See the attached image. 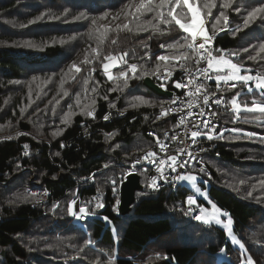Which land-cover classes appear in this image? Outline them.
<instances>
[{
  "label": "trees",
  "instance_id": "trees-1",
  "mask_svg": "<svg viewBox=\"0 0 264 264\" xmlns=\"http://www.w3.org/2000/svg\"><path fill=\"white\" fill-rule=\"evenodd\" d=\"M194 1L203 15L216 6L211 33L225 16L232 20L215 56L232 52L264 80V0L244 5L255 11L249 16L240 0ZM190 15L186 0H0V264H264L258 82L228 92L242 105L239 118L221 115L208 140L211 176L200 174L245 252L220 225L188 217L189 190L158 191L143 168L136 170L144 189L132 211L119 214L120 176L152 151L148 132L176 127L165 112L169 99L144 80L159 82L170 58L192 60L190 33L177 21ZM114 56L126 66L109 78L104 65ZM109 109L124 114L108 120ZM35 189L48 197L38 201ZM76 196L79 216L69 209Z\"/></svg>",
  "mask_w": 264,
  "mask_h": 264
},
{
  "label": "built area",
  "instance_id": "built-area-1",
  "mask_svg": "<svg viewBox=\"0 0 264 264\" xmlns=\"http://www.w3.org/2000/svg\"><path fill=\"white\" fill-rule=\"evenodd\" d=\"M232 29L228 24L222 30L196 35L190 45L194 53L192 60L175 59L159 73L158 84L173 92L166 112L175 116L176 127L163 135L155 130L149 131L152 151L135 160L120 176V181L129 173L137 172V168H143L149 185L154 189L176 193L190 171L211 176L205 162V154L212 150L208 140L217 135L223 113L232 114L234 121L239 118L234 98L228 92L239 88L242 83L247 87L252 84L250 81L227 79L224 71L213 68L217 37ZM129 67L136 69L134 64H129ZM123 114L119 109H109L105 118L111 120L113 116ZM90 115L95 117L93 111ZM93 177L91 175L89 179ZM48 195V192L42 193L44 199ZM185 206L188 217L194 222L199 221L201 204L198 199L188 197ZM70 212L81 215L79 197L70 203Z\"/></svg>",
  "mask_w": 264,
  "mask_h": 264
},
{
  "label": "rangeland",
  "instance_id": "rangeland-1",
  "mask_svg": "<svg viewBox=\"0 0 264 264\" xmlns=\"http://www.w3.org/2000/svg\"><path fill=\"white\" fill-rule=\"evenodd\" d=\"M248 1H251V0H240L239 1L240 7L238 8V10L242 11V13H245L246 15L249 16L252 14L251 10H253L254 13H255V11H254V9H250L249 7L244 8V5L250 3ZM186 3L188 4L192 15H190V18H188V20H186V21H182V20H177V21H178V23H180V25L183 26V28L188 33H193V34H189L191 37V42H192L195 39L196 35L211 33L208 30V23L215 16L213 11L216 10V6L215 5L208 6L207 14L203 15V13L201 12V9L198 8V6L196 4V1L186 0ZM205 7H207V6H205ZM244 9H246V10H244ZM257 11L259 12L258 9H257ZM228 24H230V27H233L231 18L225 16L223 24L220 27L216 28V30H222ZM234 57H235V54L232 52L228 53L227 55L222 54V55L215 56L214 62H213L214 70L224 71L225 77L227 79H238V80H245V81H247V78L253 79V74H252V72H250V69L248 67L244 66L243 64L237 63L236 60L234 59ZM113 59H114L115 64L111 63ZM124 59H125V57H122V56H119V57L114 56V57L109 58L107 63L104 65L105 71H106L105 73L108 75L109 78H113L114 72L116 70V69H114V67L120 65V67H119L120 69L125 68L126 64L124 62ZM175 59H177V58H170L169 59L170 63L172 61H174ZM245 68L249 71H247ZM123 72H124L123 76H125L126 71L123 70ZM255 79H257V80L253 81V83L258 82V84H256L255 86L264 85L263 79L261 80L258 77H255ZM248 88H250V86H248ZM233 103H234L235 107L238 109V112H240L242 105L238 102V96L237 95H236V97H234ZM245 107H248V106L245 105ZM253 107L256 109H259V108L264 107V104L258 102L255 105H253ZM58 126H60V125H58ZM233 131L237 132L235 130H233ZM59 132H60V130H59V128H57L54 132L51 131V134L57 135ZM223 132H224V129L222 130L221 133H223ZM209 155H210V153H208V152L205 154L206 160L211 158V157H209ZM113 184H116V181H113ZM182 184H183L182 190H187V191L189 190L190 191L191 195L189 197H192L195 200L196 199H203L207 203V204L206 203L201 204V208H200L201 216L199 218V221H202L205 223L213 222V223L223 227L226 230V232L229 236V239L233 242V244L238 246L242 252H245L244 243L235 235V233L233 231L232 219L229 217V215H227L220 208H218V206H216L215 203H213L211 201V199L209 198V196H208V187H209L208 178H206V177L203 178L198 173H196L194 171H190L189 174L184 177ZM119 189H120V185H119ZM42 191L43 190H40V189L34 190L36 196L39 198L38 201L41 198L40 194L42 193ZM77 199H78V197L76 196V198H74L71 201V203ZM99 207L100 206H98L96 208H99ZM247 263L253 264L251 259H249L247 261Z\"/></svg>",
  "mask_w": 264,
  "mask_h": 264
},
{
  "label": "water",
  "instance_id": "water-1",
  "mask_svg": "<svg viewBox=\"0 0 264 264\" xmlns=\"http://www.w3.org/2000/svg\"><path fill=\"white\" fill-rule=\"evenodd\" d=\"M144 85L156 93L157 95L165 98H171L173 92L171 90L163 89L152 77H146L144 80ZM144 189L141 183V177L138 172H131L124 180L120 183V204H119V214L120 216L128 215L132 209L133 204L136 201L137 191H142Z\"/></svg>",
  "mask_w": 264,
  "mask_h": 264
},
{
  "label": "crops",
  "instance_id": "crops-1",
  "mask_svg": "<svg viewBox=\"0 0 264 264\" xmlns=\"http://www.w3.org/2000/svg\"><path fill=\"white\" fill-rule=\"evenodd\" d=\"M190 34H193V33H190ZM112 63L113 64H115L114 63V59L112 60ZM246 69V68H245ZM247 70V69H246ZM247 71H249V70H247ZM251 72V71H250ZM253 74V79H251V78H247V81H250V82H252V81H256L257 79H255V77H257V76H255L254 75V73H252ZM243 81H245V80H243ZM166 112V111H165ZM167 113V112H166ZM168 114H170V113H168ZM172 115V114H171ZM173 116V115H172ZM160 134V133H159Z\"/></svg>",
  "mask_w": 264,
  "mask_h": 264
},
{
  "label": "clouds",
  "instance_id": "clouds-1",
  "mask_svg": "<svg viewBox=\"0 0 264 264\" xmlns=\"http://www.w3.org/2000/svg\"><path fill=\"white\" fill-rule=\"evenodd\" d=\"M192 43H193V41H192ZM192 43H191V44H192ZM191 44H190V45H191ZM189 47H190V46H189ZM111 63H112V62H111ZM129 64H132V63H129ZM129 64H128V66H129ZM134 65H135V64H134ZM119 67H120V65L114 67V69L119 68ZM130 69H131V68H130ZM104 71H105V67H104ZM105 72H106V71H105ZM157 83H158V82H157ZM251 83H252V84H255L256 82L253 83V81H252ZM199 175H200V174H199ZM123 180H124V179H123ZM123 180H122V181H123ZM122 181H120V183H121ZM83 218H84V217H83Z\"/></svg>",
  "mask_w": 264,
  "mask_h": 264
}]
</instances>
